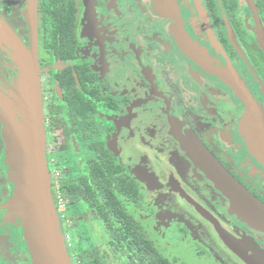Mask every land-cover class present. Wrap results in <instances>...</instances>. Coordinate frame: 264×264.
<instances>
[{"label": "flooded vegetation", "instance_id": "obj_1", "mask_svg": "<svg viewBox=\"0 0 264 264\" xmlns=\"http://www.w3.org/2000/svg\"><path fill=\"white\" fill-rule=\"evenodd\" d=\"M3 1L11 11L16 9L8 16L17 17L21 25L1 18L17 35L27 31V38L25 14L35 4L38 57L49 56L55 70L51 90L57 102L43 116L47 156L57 149L61 161L69 153L78 155L77 146L85 148L90 160L78 177L86 174L91 161H98L96 149L121 166L137 189L138 200L126 207L128 215L169 264H188L185 251L169 243L166 254L160 252L139 214L153 224L163 220L174 241L192 246V263L247 264L219 232L224 241L234 238L264 255V236L229 213V200L209 179L204 160L194 155L195 147L201 148L264 206V167L239 127L244 105L221 77L183 49L172 21L148 0H0V6ZM174 2L187 36L212 67L234 72L264 110V0ZM65 49L67 59L60 55ZM39 69L41 73V62ZM7 71L3 68L2 75ZM68 90L92 110L80 119L85 131L70 114ZM148 127L151 131L143 137L126 139ZM4 150L0 135V172L7 183L0 188V250L24 256L26 261L19 264H31L22 232L18 238L14 231L17 227L20 232Z\"/></svg>", "mask_w": 264, "mask_h": 264}, {"label": "water", "instance_id": "obj_2", "mask_svg": "<svg viewBox=\"0 0 264 264\" xmlns=\"http://www.w3.org/2000/svg\"><path fill=\"white\" fill-rule=\"evenodd\" d=\"M149 2L162 17L172 21V28L182 42L183 49H188L201 65L208 68L214 75L221 77L242 102L244 112L239 123L241 135L248 141L246 144L250 152L264 167V110L253 101L234 72L212 67L199 47L187 36L182 19L177 17L174 0H150ZM196 5L199 10L198 4ZM26 17H29L28 50L18 43L13 36V31L0 17V39L6 44L11 54L21 62L28 93V100L24 104L27 121L25 135L22 139L13 136V142H10L12 145L3 140L5 153L10 157L8 159L15 162L13 172L16 173V180L12 201L19 207L16 216L24 228V237L32 264H72L51 192L40 95L37 21L34 3L30 5V10L25 14ZM194 151L198 159L204 160L209 179L229 200L232 212L250 228L264 236V206L237 185L201 148L195 147ZM219 234L223 243L247 264H264V255L259 251H255L252 247H245L243 244L238 245L234 238L224 241V233L219 232Z\"/></svg>", "mask_w": 264, "mask_h": 264}, {"label": "rangeland", "instance_id": "obj_3", "mask_svg": "<svg viewBox=\"0 0 264 264\" xmlns=\"http://www.w3.org/2000/svg\"><path fill=\"white\" fill-rule=\"evenodd\" d=\"M150 1V0H149ZM155 8V7H154ZM30 10V7L27 8ZM153 9V7H152ZM14 10H16L14 8ZM10 10L8 6L5 5L4 1L2 2V5L0 6V17H8L10 19V23L12 25H15L16 27H19L21 25V20H17L15 16H8V14L12 15V13L15 15V11ZM30 12V11H29ZM6 15V16H5ZM28 18L26 17V22L28 23ZM8 24V23H7ZM10 26V25H9ZM11 28V27H10ZM27 29V24H26ZM14 38L18 41V43L26 50H28V38H27V31L26 34L17 35L16 33L12 32ZM38 44V42H37ZM39 54V53H38ZM43 57H38V62L43 67V71L40 73V95H41V104H42V114L43 116L47 113L48 106H55V103L57 102L55 100L53 91L51 88L53 87L51 85V78L55 72L54 69H52V61L49 59L50 57L43 54ZM3 68H6L7 74H4V76L1 73V70ZM0 135L1 138L8 142V144L12 145V137L18 136L20 139L23 138V135H25L26 132V117H25V101L28 100V93L27 88L25 84V74L24 69L15 56L11 54L6 44L0 39ZM42 80V83H41ZM45 127V125H44ZM118 127V125H117ZM116 127V128H117ZM145 131H151L150 128H146L145 130H141L137 133V135H130L126 136L127 140H130L131 137L135 138H141L145 135ZM47 140V139H46ZM11 142V143H10ZM141 146V148H144L141 143H137ZM137 148H139L137 146ZM76 153L79 150V154L76 155L73 154H67L63 160L59 161L58 158L63 157L61 155L56 154L57 149L54 150L52 154H49L47 156L48 161V171L51 173L52 170L55 168L53 164L50 163V160L53 159L57 166L56 167L59 172L63 175V177L74 179L83 173H85V163H87L90 159L88 157V153L86 149H81L80 146H77ZM53 155V156H52ZM3 159L5 166L8 168L9 175H8V181L13 185L16 180V173L14 174V166L15 162L14 160L11 162L9 155H6L5 150L3 153ZM54 157V158H53ZM78 158V160H77ZM58 160V161H56ZM58 162H61L60 166ZM8 163V165L6 164ZM67 180V179H66ZM7 186L5 175L0 172V188H3ZM14 194V193H13ZM13 199V198H12ZM0 200H3V197L0 196ZM12 204L13 201H12ZM15 206V211L18 212L19 207ZM230 214H234L232 210H229ZM141 215V223H143L149 231H151V235L153 237V240H156L157 249L162 252L163 254H166L164 251L166 248H168L169 243L175 244L176 250L185 251L186 258L188 260V264H202V262H194L192 263L191 255L193 251H190L189 249H193L192 246H190L188 243L183 244L181 240L176 239L174 241V238L172 235H170L169 228L163 227V220H158L157 224L154 222H150L148 219H143V213L139 214ZM68 217L70 218V225H67L65 223H61V232L62 234L68 233L70 236V245L73 247L74 250L82 251V250H88L89 248H93L95 246H98L101 248L102 251L106 250V242L108 239V234L104 227L101 225L99 221L93 220L92 216L90 214V211L86 205L83 204H77L75 206H71L68 210ZM72 217V218H71ZM15 223H17L19 226V231L17 232V227L14 230L16 232V235L20 236V233L22 235V240L25 242L27 248V242L25 240V233L24 228L20 224V220H16ZM164 224H167L165 222ZM154 226V227H153ZM156 226V227H155ZM160 232L161 236H156V232ZM22 243L19 242L17 249L19 251L23 250ZM184 246V247H183ZM12 247V246H11ZM175 247H171L170 249H173ZM178 252V253H181ZM2 252V253H1ZM0 250V259L1 261L6 264H19L21 262H25L26 258L22 255H16V253L13 255L10 252L6 250V252ZM29 253V250H28ZM30 260L31 256L29 254ZM0 261V262H1ZM32 264V261H31Z\"/></svg>", "mask_w": 264, "mask_h": 264}, {"label": "trees", "instance_id": "obj_4", "mask_svg": "<svg viewBox=\"0 0 264 264\" xmlns=\"http://www.w3.org/2000/svg\"><path fill=\"white\" fill-rule=\"evenodd\" d=\"M67 51L65 49L60 55L67 59ZM67 93L65 101L72 103V116L80 120L92 113V110L77 103L80 96H74L70 90ZM82 128L84 131L87 129L86 126ZM90 130L94 131L91 133L97 132L96 128H89L88 132ZM51 131L55 134L53 129ZM96 152L98 161H91L83 176L66 178L62 194L70 201V206L86 205L92 219L101 223L108 234L106 250L95 246L77 252L71 246L67 250L69 256L80 264H169L158 255L143 228L128 215L126 207L138 200L135 184L123 175L122 167L113 159L100 155V149ZM55 167H58L57 164Z\"/></svg>", "mask_w": 264, "mask_h": 264}, {"label": "built area", "instance_id": "obj_5", "mask_svg": "<svg viewBox=\"0 0 264 264\" xmlns=\"http://www.w3.org/2000/svg\"><path fill=\"white\" fill-rule=\"evenodd\" d=\"M51 164L54 166L56 165V162L54 160L50 161ZM50 180H51V192L53 197V204L54 208L56 210L60 225L61 223H65L67 225L71 224V220L68 217V210L71 207L70 201L65 199L62 194V187L65 182V178L63 175L59 172V170L55 167L52 172L50 173ZM64 241L66 244V249L68 250L71 248L70 245V235L68 233L63 234ZM71 258V257H70ZM72 264H80L76 259L73 257L71 258Z\"/></svg>", "mask_w": 264, "mask_h": 264}]
</instances>
